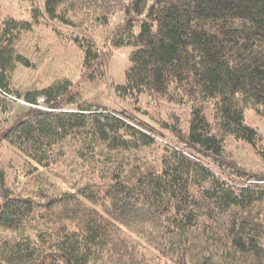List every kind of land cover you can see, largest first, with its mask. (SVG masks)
I'll list each match as a JSON object with an SVG mask.
<instances>
[{"label": "trees", "instance_id": "1", "mask_svg": "<svg viewBox=\"0 0 264 264\" xmlns=\"http://www.w3.org/2000/svg\"><path fill=\"white\" fill-rule=\"evenodd\" d=\"M1 11L0 144L43 183L40 170L68 155L82 170L67 190L26 195L0 165V264H264V172L226 147L245 141L264 159L246 121L249 109L264 114V0H45L31 20ZM118 12L107 43L133 50L116 89L153 100L161 129L69 78L14 88L17 67L33 66L26 39L40 20L84 31ZM73 36L85 79L103 80L106 54L91 35ZM164 103L189 104L186 130L163 117Z\"/></svg>", "mask_w": 264, "mask_h": 264}, {"label": "rangeland", "instance_id": "2", "mask_svg": "<svg viewBox=\"0 0 264 264\" xmlns=\"http://www.w3.org/2000/svg\"><path fill=\"white\" fill-rule=\"evenodd\" d=\"M45 0H0L4 13L13 14L23 19H32L33 6L42 7ZM124 22V14L118 12L110 25L101 28H89L84 31L61 24L40 20L34 30L27 35V54L33 66L19 65L13 75L14 88L27 90L29 88H42L59 78L73 80L75 86L82 90L83 96L96 98L109 110H122L146 120L153 126L161 129L157 121V110L147 95L142 96L139 102L121 96L117 91V85L126 82V71L131 66L130 53L132 47L113 48L107 43L108 33ZM91 35L99 44L103 55L106 54L104 65L108 70L103 80H86L82 72V56L79 46L73 40V34ZM43 99L41 98L40 101ZM18 104H22L18 102ZM162 115L167 120L178 117L181 126L186 130L191 117L189 104H163ZM246 121L256 128L262 135L264 144V114H259L253 109L247 110ZM170 137L169 132H166ZM167 142L165 138L159 139ZM226 147L232 157L241 166L264 172V159L258 146L245 141L228 139ZM0 165L5 171L7 184L14 191L32 194L39 188L47 185L51 191H64L69 188V179L82 167L80 160L68 155L64 161L55 164L51 169L40 170L42 179H34L33 174L27 173L28 160L19 151L6 143L0 144ZM76 170V171H75ZM52 184V185H50Z\"/></svg>", "mask_w": 264, "mask_h": 264}]
</instances>
